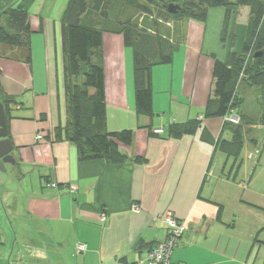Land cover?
<instances>
[{
  "label": "crops",
  "instance_id": "0c3cea01",
  "mask_svg": "<svg viewBox=\"0 0 264 264\" xmlns=\"http://www.w3.org/2000/svg\"><path fill=\"white\" fill-rule=\"evenodd\" d=\"M112 4L120 12L117 19L91 17L107 27L102 46L107 128L133 130L132 144L120 147L124 161H79L75 143L55 139V127L66 122L61 25L49 33L47 19L33 22L30 17L32 76L24 59L0 54L1 91L20 109L9 121L14 172L22 182L29 178L24 183L31 200L26 216L13 212V230L20 226L29 233L30 224L43 235L38 247L30 245L28 251L23 244L14 254L13 235L0 215V264L135 263L166 238L168 227L160 217L168 211L186 226L174 262L264 264V133L256 138L248 127L253 147L248 155L257 147L262 153L255 165L248 155L250 166L238 165V158L216 147L218 138L231 141L234 136L225 127L226 117L205 120L199 112L213 94V73L209 78L215 58L224 60L233 32L239 41L249 8L230 18L224 42L223 6L210 7L205 22L186 18L173 60L152 68L153 113L143 114L136 108L133 49L119 30L131 5L124 0ZM32 106L35 113L47 114L46 121L40 119L44 124L29 123L25 109ZM55 117L58 122H52ZM196 119L201 124L192 133L166 136L170 125ZM155 127L165 133H153ZM205 131L212 142L203 137ZM78 243L87 245L84 253L77 252Z\"/></svg>",
  "mask_w": 264,
  "mask_h": 264
},
{
  "label": "trees",
  "instance_id": "16d2710c",
  "mask_svg": "<svg viewBox=\"0 0 264 264\" xmlns=\"http://www.w3.org/2000/svg\"><path fill=\"white\" fill-rule=\"evenodd\" d=\"M19 1L0 0V54H9L31 64L33 30L29 12ZM124 1L156 20L155 29L144 26L132 17L119 20L124 43L134 53L135 98L139 113H153L152 68L173 60L174 52L183 40V21L192 18L205 22L210 7L223 6L226 10L223 42L229 34L230 18L236 19L245 7L249 8V22L237 33L239 41L235 40L234 33L231 36L233 48L229 45V59L224 61L215 58L213 94L205 107L206 117H226L235 113L236 108L243 103L238 86L245 82L260 86L264 91V0ZM170 2L181 3L182 8L173 14L168 11ZM111 7L112 0H70L61 22L66 122L55 127L54 134L57 141L68 140L76 144L79 161H124L126 157L120 147L133 142V130L109 131L107 128L102 49L103 32L107 27L91 16L96 13L101 20L110 19ZM159 22L169 25L174 23L171 36L160 32ZM43 28L41 19V30ZM0 100L5 104L9 126L13 116L11 106L17 101L4 95L1 88ZM243 116L240 115L242 125L249 124L248 119L252 118ZM40 119L46 121L47 114L42 112ZM262 119L264 121V99ZM200 124L199 119L180 125L172 124L167 128L166 136L181 137L192 133ZM225 127L232 128L234 136L231 141L218 138L216 147H221L236 160L244 146L243 126L226 120ZM203 137L213 141L206 131Z\"/></svg>",
  "mask_w": 264,
  "mask_h": 264
},
{
  "label": "rangeland",
  "instance_id": "374dc122",
  "mask_svg": "<svg viewBox=\"0 0 264 264\" xmlns=\"http://www.w3.org/2000/svg\"><path fill=\"white\" fill-rule=\"evenodd\" d=\"M70 0H20L19 4L22 6H25L29 12L30 17L32 18L33 22L38 21L39 17L43 16L44 19H47L48 21V27H49V33L50 30L51 32H53L54 27L60 28L62 19L64 17L65 11L68 7ZM143 1V0H141ZM170 1H176V0H170ZM231 1H237V0H231ZM92 5V3H91ZM129 13L131 15H129V17H132L133 19L137 20L138 22H140L141 24H143L144 26H148L152 29H155L154 27V22L156 21L155 19H151L149 20V15H143V12L139 9H136V6L131 5V9L128 8ZM92 11V10H91ZM92 13V12H91ZM110 14L113 19H117L119 17L120 12L117 11L116 8L111 7L110 9ZM128 17V16H127ZM143 17V18H141ZM49 19V20H48ZM123 19H126L125 17ZM159 29L160 32L165 34V35H172L173 32V28H174V23L171 25L166 24L164 22H159ZM233 32V31H232ZM234 33V32H233ZM240 36V35H239ZM54 42V39H53ZM229 45H231L230 40H228L227 43V50L229 49ZM233 48V46H232ZM224 59V61L229 59V54L227 53L226 56L222 57ZM25 63V65L27 64V69L30 73V75H33L32 70L34 69V67L32 68V66L26 62L25 60L23 61ZM35 70V69H34ZM212 77V72L210 71V78ZM82 78V77H81ZM255 85V84H254ZM256 87H252L250 86L247 82L243 83L242 85L238 86V94L243 98V103L236 108L235 113H238L239 117L240 115L242 117H245L243 115L249 116L252 119H248L249 120V124H245L242 125L241 123V118H239L238 122H232L235 125H238L240 127L243 128V132H244V146L243 149L241 151V154L238 157V165L242 162H244L246 165L250 166L249 161L252 160V162L254 163V165L258 162V158L260 157V155H256L253 156V159H250V155L252 152H255V150H253L252 152L249 153L248 152L253 148L251 146V142L248 140V127H252V131L251 134L253 136H255L256 138H261L263 133H264V121L262 119V114H263V89L260 86L255 85ZM256 88V89H255ZM47 97V96H46ZM49 97V96H48ZM50 100V98H49ZM26 102V106H28V101L27 99L25 100ZM17 105L14 104L12 105V114H16L20 109H18L16 107ZM26 112H28V118H29V123L30 124H44L45 122H41L40 120V115L39 113H35L36 109L33 108V106L30 109H25ZM200 114L204 115V119H218L221 116H209L206 117L205 114V109L203 107V109L201 111H199ZM234 113V114H235ZM56 118V119H55ZM52 119V122L57 121L58 119L57 117H55ZM223 118V117H222ZM62 121L63 123L65 122L64 120V113H62ZM247 131V132H246ZM40 132L44 135L45 132L40 130ZM225 137H227V135H224ZM259 148V147H257ZM262 153V152H261ZM260 153V154H261ZM247 155L249 157V161L247 159ZM29 178H26L23 182L20 181V179L18 178L17 173L14 172V166L12 163H7L6 164V170H3L0 168V215H1V219L2 221L5 222V226L8 227V229L6 228V230H8V233L10 234V236L13 237L11 238L12 241L14 242V254H17L19 252V249H21V245L24 244V247L28 248V251H30L29 247L30 245H35V247H38V245L42 242L43 240V235L40 231H38V229L33 226V225H27L29 226L28 230L29 233H22V229L19 226H17V232L15 233L14 230H16L15 225L17 220H15V217L12 216L13 212H17L18 216L21 217L22 214H25V216L27 215V206H29L31 200L29 199V194L27 192V186L24 183L25 181H28ZM28 183V182H27ZM17 217V218H19ZM20 222L24 223V220L21 218ZM19 222V224H20ZM18 224V225H19ZM14 229V230H13ZM11 232V233H10ZM14 233V234H13ZM24 236V237H23ZM11 250V248H10ZM38 252H40V254L42 255V251L39 250Z\"/></svg>",
  "mask_w": 264,
  "mask_h": 264
},
{
  "label": "built area",
  "instance_id": "2783aa9c",
  "mask_svg": "<svg viewBox=\"0 0 264 264\" xmlns=\"http://www.w3.org/2000/svg\"><path fill=\"white\" fill-rule=\"evenodd\" d=\"M239 116L237 114L232 113L231 115L226 116V120L229 122H238ZM153 132L155 134H164L165 128L163 127H155L153 128ZM42 138V135H37V139ZM262 149L256 148L255 152H252L250 158L253 159V156L257 154L260 155ZM53 186H56L53 183ZM76 188L73 186L72 190ZM103 220H105L106 214H103ZM160 219L167 225L168 232L167 236L164 240L157 242L154 244L146 253L144 257H140L135 263L130 264H181L174 262L172 260L173 252L176 246L179 243V240L183 237L186 226L183 222L178 220L172 211L166 212L164 215L160 217ZM77 252L79 254L84 253L87 250V245L85 243H78L77 244Z\"/></svg>",
  "mask_w": 264,
  "mask_h": 264
},
{
  "label": "water",
  "instance_id": "95a60500",
  "mask_svg": "<svg viewBox=\"0 0 264 264\" xmlns=\"http://www.w3.org/2000/svg\"><path fill=\"white\" fill-rule=\"evenodd\" d=\"M182 8L179 2H170L168 11L175 14ZM13 143L9 137V126L5 104L0 100V168L6 170V164L16 162L13 155Z\"/></svg>",
  "mask_w": 264,
  "mask_h": 264
}]
</instances>
